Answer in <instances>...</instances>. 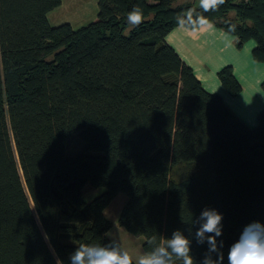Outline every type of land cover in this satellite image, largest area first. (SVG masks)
Segmentation results:
<instances>
[{"label": "trees", "instance_id": "16d2710c", "mask_svg": "<svg viewBox=\"0 0 264 264\" xmlns=\"http://www.w3.org/2000/svg\"><path fill=\"white\" fill-rule=\"evenodd\" d=\"M173 1L98 0L93 20L74 29L49 23L62 0H0V264H70L80 244L108 243L105 210L119 194L118 225L144 239V253L148 238L180 229L201 261L207 244L189 223L207 207L223 216L227 264L243 227L264 222V109L248 126L165 42L192 8L238 48L254 41L264 63V0L208 12ZM136 6L144 20L132 27ZM217 77L240 94L231 67ZM75 134L87 152L68 158ZM86 187L104 193L87 203Z\"/></svg>", "mask_w": 264, "mask_h": 264}, {"label": "clouds", "instance_id": "9594fccd", "mask_svg": "<svg viewBox=\"0 0 264 264\" xmlns=\"http://www.w3.org/2000/svg\"><path fill=\"white\" fill-rule=\"evenodd\" d=\"M224 3L225 0H199V7L203 12H208ZM143 20L144 13L139 6L127 13V23L132 27L139 26ZM177 24L181 29L191 31H199L204 26L211 27L208 19L192 8L178 16ZM229 31H235V26H231ZM36 219L40 223L38 215ZM222 220L221 213L207 207L199 217L191 219V226L199 225L194 233L196 243L207 244L201 261L197 262L191 254L192 239L177 229L170 238H148L149 250L139 257L137 264H224V241L217 239L222 236ZM44 239L55 256L47 233ZM69 261L70 264H133L132 256L115 239L106 244H80L70 254ZM56 264H63V261L57 257ZM227 264H264V222L252 221L243 227L238 239L228 249Z\"/></svg>", "mask_w": 264, "mask_h": 264}, {"label": "crops", "instance_id": "0c3cea01", "mask_svg": "<svg viewBox=\"0 0 264 264\" xmlns=\"http://www.w3.org/2000/svg\"><path fill=\"white\" fill-rule=\"evenodd\" d=\"M71 1L62 0L61 5L54 10L56 12L49 13L48 20L52 26L68 23L74 29L83 27L89 24L98 12L97 6L94 13L83 12L84 17L71 21L68 15H64V6ZM187 3L199 6V0H174L173 7ZM210 25L211 27L204 26L199 31L176 27L165 37V42L193 70L195 77L207 92L218 94L235 115L248 126L254 127L257 125L258 112L264 109V90L261 88L264 82V63L256 62L252 57L254 41H247L243 47L238 48L234 36L213 24ZM227 66L232 68L241 86V92L236 97L230 96L223 89L217 77L218 72Z\"/></svg>", "mask_w": 264, "mask_h": 264}, {"label": "rangeland", "instance_id": "374dc122", "mask_svg": "<svg viewBox=\"0 0 264 264\" xmlns=\"http://www.w3.org/2000/svg\"><path fill=\"white\" fill-rule=\"evenodd\" d=\"M67 2V1H66ZM65 13L64 15H68V18L71 21H76L78 17H84V14L95 12L97 10L96 0H72L70 3L64 6ZM56 12V11H53ZM53 14V13H52ZM83 19V18H81ZM60 21V20H59ZM87 145L81 141L78 135H73L67 141L66 147V155L68 158H74L77 155L87 152L86 151ZM90 155L93 156H101V153H93L88 152ZM104 193V189H92L86 187L83 191V199L85 202L89 203L95 197ZM126 202V196L123 194H119L106 208L105 216L110 220L113 224L110 231L107 233V238L109 240L115 239L119 242V244L126 249L129 254L133 258V263L137 264V261L141 255L144 254L142 245L144 239L142 237H136L128 232H126L123 228L118 225V218L121 212L123 205Z\"/></svg>", "mask_w": 264, "mask_h": 264}]
</instances>
